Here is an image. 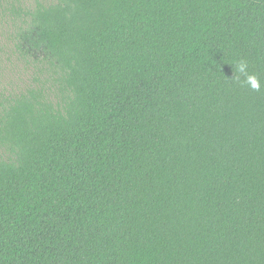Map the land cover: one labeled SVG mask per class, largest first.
<instances>
[{"label":"trees","instance_id":"1","mask_svg":"<svg viewBox=\"0 0 264 264\" xmlns=\"http://www.w3.org/2000/svg\"><path fill=\"white\" fill-rule=\"evenodd\" d=\"M0 264H264V0H0Z\"/></svg>","mask_w":264,"mask_h":264},{"label":"clouds","instance_id":"2","mask_svg":"<svg viewBox=\"0 0 264 264\" xmlns=\"http://www.w3.org/2000/svg\"><path fill=\"white\" fill-rule=\"evenodd\" d=\"M246 69H247V64L245 62H241L239 65V71L242 74L246 75V82L249 84V86L252 89L258 91L260 89V86H261L259 80L257 79V77L255 75H248Z\"/></svg>","mask_w":264,"mask_h":264}]
</instances>
